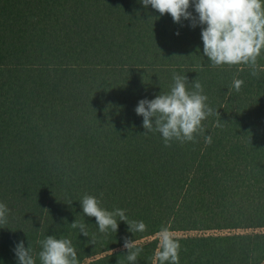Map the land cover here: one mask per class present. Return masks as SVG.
Wrapping results in <instances>:
<instances>
[{
	"label": "trees",
	"instance_id": "1",
	"mask_svg": "<svg viewBox=\"0 0 264 264\" xmlns=\"http://www.w3.org/2000/svg\"><path fill=\"white\" fill-rule=\"evenodd\" d=\"M202 27L141 0H0V264H18L21 240L40 264L48 235L80 264H130L125 238L142 249L135 264H153L164 227L179 264H264V71L212 67ZM174 73L202 84L213 114L195 141L165 146L135 108ZM85 194L146 230L100 233Z\"/></svg>",
	"mask_w": 264,
	"mask_h": 264
},
{
	"label": "clouds",
	"instance_id": "2",
	"mask_svg": "<svg viewBox=\"0 0 264 264\" xmlns=\"http://www.w3.org/2000/svg\"><path fill=\"white\" fill-rule=\"evenodd\" d=\"M141 3L145 7L150 5L161 16L170 14L176 23L190 20L193 28L203 26V55L210 60L212 67L246 65L253 76L264 71V66L258 64L259 58L264 56V0H141ZM193 6L196 15L189 11ZM173 81L169 92H162L151 100L141 99L135 108L137 115L143 117L144 133H161L165 146H170L173 140L181 143L195 141L196 136L204 132L202 122L213 114L198 80L194 81L191 90L187 76L174 73ZM243 84L242 79L234 77L232 88L239 92ZM206 142L211 143L210 135ZM80 202L83 214L95 217L100 233L117 232L118 221H125L133 233L146 230L143 221H129L123 209L108 211L101 207L96 196L85 194ZM9 212L8 206L0 202V224L7 223ZM71 227L79 228L80 234L88 237L85 223L75 220ZM158 239L153 264H179V240L167 227L160 230ZM38 243L42 246L38 253L40 264H80L70 239L48 235ZM92 244H95L94 240ZM123 247L128 250L127 260L135 264L142 249L135 240L128 238H125ZM14 252L18 264H36L30 244L26 248L21 240Z\"/></svg>",
	"mask_w": 264,
	"mask_h": 264
},
{
	"label": "rangeland",
	"instance_id": "3",
	"mask_svg": "<svg viewBox=\"0 0 264 264\" xmlns=\"http://www.w3.org/2000/svg\"><path fill=\"white\" fill-rule=\"evenodd\" d=\"M196 232V231H195Z\"/></svg>",
	"mask_w": 264,
	"mask_h": 264
}]
</instances>
